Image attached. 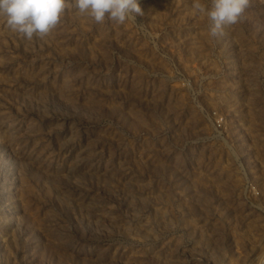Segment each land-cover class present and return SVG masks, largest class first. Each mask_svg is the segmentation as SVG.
I'll return each mask as SVG.
<instances>
[{
    "label": "rangeland",
    "instance_id": "1",
    "mask_svg": "<svg viewBox=\"0 0 264 264\" xmlns=\"http://www.w3.org/2000/svg\"><path fill=\"white\" fill-rule=\"evenodd\" d=\"M140 5L32 40L0 15V264H264V0L215 38Z\"/></svg>",
    "mask_w": 264,
    "mask_h": 264
},
{
    "label": "clouds",
    "instance_id": "2",
    "mask_svg": "<svg viewBox=\"0 0 264 264\" xmlns=\"http://www.w3.org/2000/svg\"><path fill=\"white\" fill-rule=\"evenodd\" d=\"M69 0H0V15L6 17L7 26L27 40L43 39L60 22ZM75 8L82 16L96 23L106 19L124 24L131 20L137 24L142 16L140 0H74ZM252 0H193V9L206 16L212 37L223 34V28L240 22ZM138 25V24H137Z\"/></svg>",
    "mask_w": 264,
    "mask_h": 264
}]
</instances>
